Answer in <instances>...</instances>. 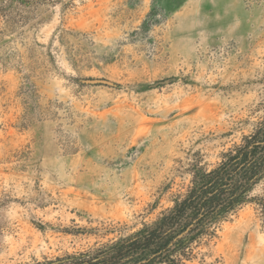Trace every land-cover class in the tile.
<instances>
[{"label": "rangeland", "instance_id": "rangeland-1", "mask_svg": "<svg viewBox=\"0 0 264 264\" xmlns=\"http://www.w3.org/2000/svg\"><path fill=\"white\" fill-rule=\"evenodd\" d=\"M263 118L264 0H0V264L156 221ZM193 246L264 264V209Z\"/></svg>", "mask_w": 264, "mask_h": 264}, {"label": "trees", "instance_id": "trees-1", "mask_svg": "<svg viewBox=\"0 0 264 264\" xmlns=\"http://www.w3.org/2000/svg\"><path fill=\"white\" fill-rule=\"evenodd\" d=\"M262 182L264 118L212 169L196 172L186 192L156 221L93 250L25 264H187L193 245L213 238L244 206L264 209L263 199L253 194Z\"/></svg>", "mask_w": 264, "mask_h": 264}]
</instances>
